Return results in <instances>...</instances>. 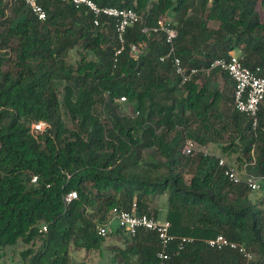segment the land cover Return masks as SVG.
I'll return each instance as SVG.
<instances>
[{"label":"trees","instance_id":"trees-1","mask_svg":"<svg viewBox=\"0 0 264 264\" xmlns=\"http://www.w3.org/2000/svg\"><path fill=\"white\" fill-rule=\"evenodd\" d=\"M94 1L149 12V25L169 21L186 66H208L238 51L246 66L264 68V0ZM40 3L44 21L22 1L0 0V250L22 241L30 246L21 255L26 264H73V249L103 252L107 238L118 237L122 244L107 248L111 264H160L155 233L132 236L117 228L101 236L99 230L114 207L129 210L134 201L158 219L150 202L166 197L171 233L194 238L178 253L175 243L166 264H245L238 252L207 245L218 235L247 247L253 264H264V184L259 192L232 184L219 159L201 149L216 144L241 173L264 177L263 104L255 135L234 108V83L222 91L203 76L180 86L170 63L160 62L168 50L162 35L130 26L115 61L113 19L95 26L87 7ZM131 44L145 45L137 59ZM57 83H66L62 100ZM39 121L48 127L33 135ZM145 137L154 156L166 160L158 173L127 165ZM187 138L199 145L195 157L181 152ZM74 191L77 199L67 204Z\"/></svg>","mask_w":264,"mask_h":264},{"label":"built area","instance_id":"built-area-1","mask_svg":"<svg viewBox=\"0 0 264 264\" xmlns=\"http://www.w3.org/2000/svg\"><path fill=\"white\" fill-rule=\"evenodd\" d=\"M12 3L19 1L31 10L39 20L44 21L47 17V12L40 0H9ZM72 4L76 9L87 7L94 15V25L99 26L101 18H109L115 21V32L120 43V48L117 49L115 57L124 50L126 42V33L130 26L139 24L142 33L150 35L151 33L160 34L164 38L168 46V50L160 57V62L170 63L175 75L180 81V86H184L193 81L196 77L210 76L213 72L219 71L228 75L234 83L233 90V105L234 108L245 115L250 121L251 129L257 135L260 127V107L264 103V68L256 66L248 67L244 64L243 58L240 55L229 53L227 57H217L208 66L189 67L183 64L181 57L177 53L176 39L178 36L177 30L169 21L159 20L154 25H149L147 19L149 12L140 13L133 8H120L117 6H101L94 0H60ZM144 44L130 45V52L133 57L138 58V54L144 47ZM121 101L125 102L126 98L121 97ZM48 127L44 121H39L32 124L31 133L33 135L41 134ZM200 151L198 143L187 138L182 146L181 152L186 157H195ZM205 156H213L209 152H204ZM216 156V155H214ZM219 159V167L222 170L223 176L232 184H245L250 190H260L264 184V177L247 174L245 171L241 173L236 167L229 164L227 159L216 156ZM37 177L32 179L36 182ZM77 192H71L65 198V202L70 204L77 199ZM112 217L106 225L99 230V235L105 236L112 233L111 223L116 221L118 228L124 230L132 236L137 235L140 231L153 232L157 235L160 245L158 258L160 264H166L170 259V250L176 245V252L184 249L186 243L194 241L192 237H178L171 233L172 225L169 221H161L147 214L141 213L139 205L134 201L129 210L122 207H114L111 211ZM47 229L44 228V231ZM178 241V242H177ZM210 248L216 250L230 249L238 252L245 259V264H253L255 260L254 254L244 245L231 241L224 235H218L214 238L206 240Z\"/></svg>","mask_w":264,"mask_h":264},{"label":"rangeland","instance_id":"rangeland-1","mask_svg":"<svg viewBox=\"0 0 264 264\" xmlns=\"http://www.w3.org/2000/svg\"><path fill=\"white\" fill-rule=\"evenodd\" d=\"M210 1L207 2V4L202 7L200 10L202 13L205 12V10L208 8ZM261 12L264 14V9H261ZM206 13V12H205ZM173 20V16L167 17V20ZM211 26L214 28L218 27V24L215 22L211 23ZM236 54H239L238 51H236ZM66 83H57V90L59 93L60 100L63 99L64 95V86ZM98 110H100V104L97 107ZM63 120L70 129L71 133L74 137H78V134L76 133L75 129L73 128V124L71 123L70 119L63 113ZM150 145V138L145 137L144 138V144L143 148H138L137 153L133 159H130L128 161V167L132 170L137 171H148L151 173H158L162 171L164 168L163 164L166 161L165 159L158 157L157 155L154 156L152 153L153 150L148 147ZM153 159V160H152ZM187 178L189 179L190 176L187 175ZM260 190H256L253 192H259ZM166 201V197H161L156 200H153L150 202V208L153 210H157L159 215L165 214V207L164 202ZM111 221V220H110ZM111 228H113V231L118 228V223L116 221H113L111 223ZM107 236V235H105ZM106 248L104 247L103 252L100 251H87L85 249L81 250H72L73 255V264H111V255L109 254L107 248L112 245H121L118 237H108L106 242ZM40 245V242H37L35 244V248L37 249ZM32 247V246H31ZM30 246L26 245L24 242L19 241L13 248H6L4 250H0V264H26V262H23L22 260V253L25 251H28ZM103 253V254H102Z\"/></svg>","mask_w":264,"mask_h":264},{"label":"crops","instance_id":"crops-1","mask_svg":"<svg viewBox=\"0 0 264 264\" xmlns=\"http://www.w3.org/2000/svg\"><path fill=\"white\" fill-rule=\"evenodd\" d=\"M232 53L236 54V51H233ZM237 55L242 56L241 53H239ZM226 75L227 74H225V73H222V72H219V71H215L209 76L210 81H211L212 86H213L214 89H218V90H222L223 91L224 88H226V89L232 88L233 81L229 77H226ZM199 82H200V80H199ZM262 106L264 107V103H263ZM201 149H203V152L207 151V152H209L212 155L223 157V158L227 159L230 163L233 164V162H231L230 158H227V157H225V156H223L221 154V151H220V149L218 148V146L216 144L210 143V144H207V145L201 147ZM164 215L163 216L162 215H158L159 216L158 219L161 220V221H164L165 220Z\"/></svg>","mask_w":264,"mask_h":264}]
</instances>
